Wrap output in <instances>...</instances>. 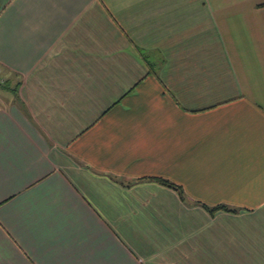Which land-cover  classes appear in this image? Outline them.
<instances>
[{
    "label": "crops",
    "instance_id": "0c3cea01",
    "mask_svg": "<svg viewBox=\"0 0 264 264\" xmlns=\"http://www.w3.org/2000/svg\"><path fill=\"white\" fill-rule=\"evenodd\" d=\"M0 264H264V0H0Z\"/></svg>",
    "mask_w": 264,
    "mask_h": 264
},
{
    "label": "trees",
    "instance_id": "16d2710c",
    "mask_svg": "<svg viewBox=\"0 0 264 264\" xmlns=\"http://www.w3.org/2000/svg\"><path fill=\"white\" fill-rule=\"evenodd\" d=\"M155 179H156L157 181L163 183V184H167V185H169V186H174L172 183H170L169 181L164 180V179H162V178H155ZM176 187H177V189L179 190V194L182 195V190H181V188H180L179 186H176Z\"/></svg>",
    "mask_w": 264,
    "mask_h": 264
}]
</instances>
